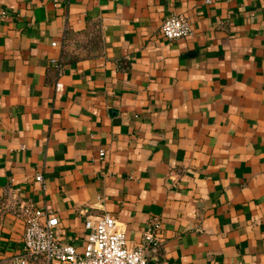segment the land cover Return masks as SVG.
Returning a JSON list of instances; mask_svg holds the SVG:
<instances>
[{
  "label": "crops",
  "instance_id": "0c3cea01",
  "mask_svg": "<svg viewBox=\"0 0 264 264\" xmlns=\"http://www.w3.org/2000/svg\"><path fill=\"white\" fill-rule=\"evenodd\" d=\"M14 197L77 250L109 212L130 246L157 221L146 264H264V0H0L4 264Z\"/></svg>",
  "mask_w": 264,
  "mask_h": 264
},
{
  "label": "built area",
  "instance_id": "2783aa9c",
  "mask_svg": "<svg viewBox=\"0 0 264 264\" xmlns=\"http://www.w3.org/2000/svg\"><path fill=\"white\" fill-rule=\"evenodd\" d=\"M209 1V0H208ZM5 11H1V14ZM192 32L189 18L183 13H172L161 25V33L170 39L187 36ZM57 44L56 40L51 42ZM57 71L55 88L60 89L59 80L63 70L60 57L52 58ZM103 153V150L100 151ZM35 179L43 185V176L36 172ZM11 211L24 223L22 250L16 253L9 264H146L150 250H155L160 241L157 221L146 225L141 241L130 246L125 228L116 217L104 212L94 222L85 219L86 229L82 250L69 241H62L55 231L58 218L50 214L47 206L13 199ZM0 264H4L0 257ZM158 264H170L161 261Z\"/></svg>",
  "mask_w": 264,
  "mask_h": 264
}]
</instances>
